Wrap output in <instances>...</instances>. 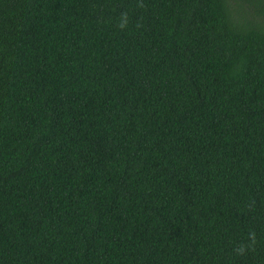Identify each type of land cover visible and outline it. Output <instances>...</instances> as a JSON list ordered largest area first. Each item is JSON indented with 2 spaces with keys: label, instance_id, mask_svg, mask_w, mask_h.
Masks as SVG:
<instances>
[{
  "label": "trees",
  "instance_id": "16d2710c",
  "mask_svg": "<svg viewBox=\"0 0 264 264\" xmlns=\"http://www.w3.org/2000/svg\"><path fill=\"white\" fill-rule=\"evenodd\" d=\"M0 264H264V0H0Z\"/></svg>",
  "mask_w": 264,
  "mask_h": 264
},
{
  "label": "clouds",
  "instance_id": "9594fccd",
  "mask_svg": "<svg viewBox=\"0 0 264 264\" xmlns=\"http://www.w3.org/2000/svg\"><path fill=\"white\" fill-rule=\"evenodd\" d=\"M238 251H239L240 253H242V252H243V249H239Z\"/></svg>",
  "mask_w": 264,
  "mask_h": 264
}]
</instances>
